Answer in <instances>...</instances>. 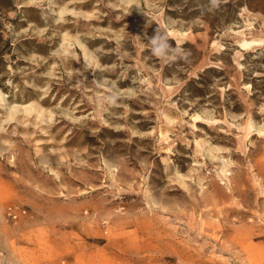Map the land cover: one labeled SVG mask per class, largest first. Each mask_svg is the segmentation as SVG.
Masks as SVG:
<instances>
[{
    "label": "rangeland",
    "instance_id": "obj_1",
    "mask_svg": "<svg viewBox=\"0 0 264 264\" xmlns=\"http://www.w3.org/2000/svg\"><path fill=\"white\" fill-rule=\"evenodd\" d=\"M0 264H264V0H0Z\"/></svg>",
    "mask_w": 264,
    "mask_h": 264
},
{
    "label": "built area",
    "instance_id": "obj_2",
    "mask_svg": "<svg viewBox=\"0 0 264 264\" xmlns=\"http://www.w3.org/2000/svg\"><path fill=\"white\" fill-rule=\"evenodd\" d=\"M25 212H26L25 208H18V207L10 206L8 207L7 214L11 216L12 218H16L22 214H25Z\"/></svg>",
    "mask_w": 264,
    "mask_h": 264
},
{
    "label": "clouds",
    "instance_id": "obj_3",
    "mask_svg": "<svg viewBox=\"0 0 264 264\" xmlns=\"http://www.w3.org/2000/svg\"><path fill=\"white\" fill-rule=\"evenodd\" d=\"M152 43H153V44H156L157 41H156V40H153ZM159 50H160L159 48L155 49V51H157V52H159Z\"/></svg>",
    "mask_w": 264,
    "mask_h": 264
}]
</instances>
